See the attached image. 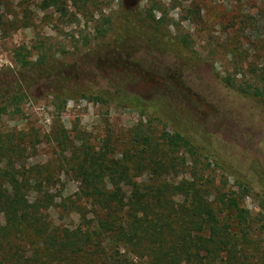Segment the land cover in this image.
<instances>
[{
	"label": "rangeland",
	"instance_id": "rangeland-1",
	"mask_svg": "<svg viewBox=\"0 0 264 264\" xmlns=\"http://www.w3.org/2000/svg\"><path fill=\"white\" fill-rule=\"evenodd\" d=\"M0 109V138L18 146L0 170L44 171L60 198H74L83 148L118 162L138 126L157 142L181 131L196 155L181 148L168 172L133 170L131 182L195 181L232 234V259L220 250L214 264L264 259V0H0Z\"/></svg>",
	"mask_w": 264,
	"mask_h": 264
},
{
	"label": "trees",
	"instance_id": "trees-1",
	"mask_svg": "<svg viewBox=\"0 0 264 264\" xmlns=\"http://www.w3.org/2000/svg\"><path fill=\"white\" fill-rule=\"evenodd\" d=\"M51 1L55 6L58 0ZM67 94L57 91L54 98ZM80 95L106 103L98 95ZM64 108L65 103L61 110ZM3 140L0 138V157L10 160L9 153L18 152V146L12 139L6 144ZM65 140L66 135L58 134V144ZM161 141L144 135L138 126L126 143L129 148L122 153L124 159L118 162L108 161L106 153L83 148L77 165L70 168V177L78 185L74 198L50 194L52 181L44 171L0 170V264H214L220 250L231 260V230L228 224L219 223L198 183L183 182L174 188L150 184L152 180L144 186L131 182L133 170L146 169L153 175L168 172L174 165L171 154L181 148L196 155L194 142L181 131L175 130ZM129 184L134 198L127 202L123 187ZM170 189L189 199L188 210L177 214L170 206L165 199ZM56 212L74 215L77 223L56 224L51 219ZM241 213L239 218L244 220Z\"/></svg>",
	"mask_w": 264,
	"mask_h": 264
}]
</instances>
